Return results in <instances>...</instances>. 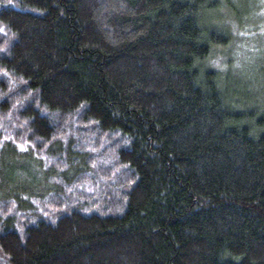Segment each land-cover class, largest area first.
Masks as SVG:
<instances>
[{
  "label": "trees",
  "instance_id": "trees-1",
  "mask_svg": "<svg viewBox=\"0 0 264 264\" xmlns=\"http://www.w3.org/2000/svg\"><path fill=\"white\" fill-rule=\"evenodd\" d=\"M250 11L0 0V264H264V99L207 62Z\"/></svg>",
  "mask_w": 264,
  "mask_h": 264
},
{
  "label": "rangeland",
  "instance_id": "rangeland-1",
  "mask_svg": "<svg viewBox=\"0 0 264 264\" xmlns=\"http://www.w3.org/2000/svg\"><path fill=\"white\" fill-rule=\"evenodd\" d=\"M251 15H254L252 11H250L249 14H247V16L243 18V27L241 25L235 26L229 19H225L223 21V27H228L227 30L229 31L231 38H233L232 43L226 48V50L224 49L223 51H219L215 49L213 51V57L207 62L209 66L213 65L215 68L217 67L218 69H220L219 72L221 74H225L224 70L226 71L228 69L226 72L230 74V80H232L235 85L238 84L237 86L245 88V91L249 94L253 93L258 95V97L262 100L264 99V24L262 23L264 22V20H262V22H257L258 25L251 24L250 21H248L249 19H251ZM218 28L222 30L220 26H218ZM86 133L87 130L83 132L84 135ZM75 136L79 138V136L76 134L71 135V139L73 141L75 140ZM77 140H81L80 144L87 145L86 147L89 148L88 151L92 156L91 160H95L94 158L97 156V151L93 148V146L88 144V138L80 137ZM31 145L29 143L19 142L16 148L24 151L28 155H31V152L33 153ZM102 146L105 147L104 144ZM53 149H56V151H58L61 149V146H54L52 150L50 149V151L53 152ZM107 152H109V148ZM48 156L49 157H42L45 162L50 159L58 160L57 156H51L49 154ZM71 165L68 167V173L71 170ZM95 166H91V170H94L96 168ZM76 167L79 166L76 165ZM79 168L82 169L85 167L84 165H80ZM51 179L56 180L53 179V177ZM20 183L21 181L17 180L16 184L19 185ZM12 207H14L13 204L5 206L7 211H10ZM39 208L40 206L38 205V210Z\"/></svg>",
  "mask_w": 264,
  "mask_h": 264
}]
</instances>
